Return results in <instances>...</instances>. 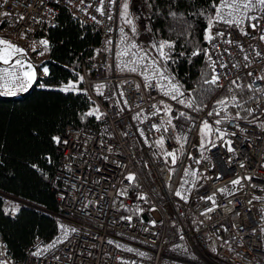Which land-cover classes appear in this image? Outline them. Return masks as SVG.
Listing matches in <instances>:
<instances>
[{"label": "built area", "instance_id": "2783aa9c", "mask_svg": "<svg viewBox=\"0 0 264 264\" xmlns=\"http://www.w3.org/2000/svg\"><path fill=\"white\" fill-rule=\"evenodd\" d=\"M118 3L0 0V28L7 34L30 41L45 37L66 9L100 36L92 64L82 66L84 90L100 119L65 127L57 144L59 166L49 178L58 206L57 233L52 240L38 237L20 260L8 257L0 233V264H264L262 98L250 106L261 113L253 122L221 117L214 101L198 112L171 99L165 95L168 80L153 76L151 61L180 84L152 47L159 44L151 27L145 39L118 40ZM212 35L206 55L212 76H219L217 95L245 78L263 93L264 20L255 29L247 22L215 24ZM131 43L138 46L133 53L151 48L136 72L128 69L138 57L120 55ZM205 121L212 129L207 134ZM169 153H175V162ZM130 175L134 180L127 179ZM236 180L233 191L219 193Z\"/></svg>", "mask_w": 264, "mask_h": 264}, {"label": "trees", "instance_id": "16d2710c", "mask_svg": "<svg viewBox=\"0 0 264 264\" xmlns=\"http://www.w3.org/2000/svg\"><path fill=\"white\" fill-rule=\"evenodd\" d=\"M148 5L158 42L174 45L171 50L165 48L169 54L166 61L184 90L186 105L192 102L189 109L203 112L211 101L222 108L218 101L225 100L227 111L222 108L221 117L255 121L261 113L249 111L250 106L262 98L264 109V92L249 88V79L218 95L214 85L204 82L212 77L205 38L206 16H214L211 0H148ZM201 9L207 10L204 15L199 14ZM170 12H175L176 18ZM46 39L50 56L38 68L47 67L48 73L38 75L27 93L0 95V233L13 260L22 259L38 237L52 240L58 230V206L49 178L60 154L52 137H61L68 124L86 127L100 119L80 79L83 64L93 62L99 34L63 9L59 25L49 29ZM130 42L137 38L130 37ZM69 84L75 89L61 91ZM233 97L242 107L236 106Z\"/></svg>", "mask_w": 264, "mask_h": 264}, {"label": "snow or ice", "instance_id": "6c2138e0", "mask_svg": "<svg viewBox=\"0 0 264 264\" xmlns=\"http://www.w3.org/2000/svg\"><path fill=\"white\" fill-rule=\"evenodd\" d=\"M114 2V0H113ZM211 7L214 12V16L208 15L206 16V19L208 20V27H207V35L206 39L211 42V40L214 38L212 35V27L215 24L224 23L226 25H236L240 26L244 24L245 22L248 23V26L252 29H255L259 27V23L261 20H264V0H211ZM101 13H103V8L97 9ZM123 10L125 16H127L128 12V4L124 3ZM206 9L199 10L200 15H204ZM173 18H176L177 14L175 12L169 13ZM129 24H131V20H127ZM123 31V30H121ZM132 31L135 32V27L132 28ZM247 35V33H244ZM216 35L223 36V32H217ZM261 39H264V36L260 37ZM127 40V37L122 40V43H124ZM227 43H231V41H226ZM41 44L45 47L48 46L47 40H42ZM138 46L135 43L127 44L126 48L120 52L121 56H137L138 59H134L131 61V63L134 65L133 67L129 68V71L136 72L137 68L135 65H138L141 62H144L147 59V53H143L142 55L139 53H133L131 50L136 49ZM152 47L157 48V51L159 52V56L163 58L164 60H167L169 58L168 52H165V48H168L171 50L174 45L172 43H169L168 41H164L159 43L157 46L156 44H153ZM24 50L16 45L11 44L10 42L0 39V62H2L5 65H8L7 68L0 69V95H8V96H15L17 94V91H27L28 88L31 87L32 83L36 80V72H35V66H33L31 63H25L18 59L14 58L19 55L23 54ZM198 53H193V55H196ZM259 55V53H257ZM247 59V57H245ZM157 61L153 59L151 61V67L153 69V76H160L164 80H168V91L165 92V95H170L171 99L177 100L179 103H185V100L179 99V97H183L185 94L180 91V85L174 84L171 82V78L166 76L163 71H160L157 65ZM214 65V62H213ZM18 66V68H17ZM224 65H222L223 67ZM127 68L128 66L125 65ZM149 65L145 64V69H147ZM43 73H48V68H43ZM251 75V74H250ZM83 79L82 77L80 78ZM149 77L145 75V80H148ZM260 79H264V77H260ZM219 80V76L217 74H214L210 80H205L204 82L206 84H212L217 85ZM235 83V81H233ZM42 86V85H41ZM75 85L69 84L68 86L61 89V91H69L75 89ZM251 88V85L248 86ZM259 91L264 92V89H260ZM233 102L236 104L237 107H242L238 102H236V98L233 97ZM218 104H220L223 108V110L226 112L227 108L224 107L227 104V101L220 100L218 101ZM187 107L191 108L193 107L192 102H187ZM165 108L168 109L169 115L171 114L170 106L165 105ZM251 111V110H249ZM93 113H89V115H92ZM212 113H210L211 115ZM181 116L184 115V113H180ZM216 115H219V112H216ZM238 118V117H237ZM168 123H171L169 120ZM216 124H219L220 121H215ZM264 126V125H262ZM167 130V129H165ZM204 131L205 133H209L212 131L211 126L207 123V121L204 122ZM217 131H219L217 129ZM53 141L57 144H59L60 137L54 136L52 137ZM66 143V141H65ZM160 143L162 144L163 141L161 140ZM211 143V141H209ZM229 151H232L231 148H229ZM168 155L173 157V162H175V153H169ZM50 159V158H49ZM128 180L132 181L134 180V176L130 175L127 177ZM250 179V178H249ZM234 184L240 183L239 180L233 181ZM221 191H226L225 189H221ZM177 195H180V193H177ZM64 228L65 233L69 231L67 226H61ZM71 231H75L74 228L70 229ZM131 251V249H129ZM141 255H143L141 253Z\"/></svg>", "mask_w": 264, "mask_h": 264}, {"label": "rangeland", "instance_id": "374dc122", "mask_svg": "<svg viewBox=\"0 0 264 264\" xmlns=\"http://www.w3.org/2000/svg\"><path fill=\"white\" fill-rule=\"evenodd\" d=\"M124 3L128 4V12L127 16L124 14L123 5ZM148 4L146 0H119L118 3V34L117 38L118 40H123V36L129 35V37L137 36L139 35L141 38H147L148 35V29H149V23H148ZM127 20H131V24L127 22ZM135 27V32L132 31V28ZM123 30V31H121ZM0 39H4L8 42H10L13 45H16L24 50L23 54L17 55L15 59H18L25 63H31L33 66H35V72L36 77L38 75H46L43 73L42 70H39L38 65L42 64L44 61L49 59L50 53H49V42L48 46L45 47L41 44L42 40H47L45 37L38 38L34 41L26 40L23 37H17L10 34H7L6 32L0 30ZM159 44V42H158ZM3 64L2 62H0ZM18 68V66H17ZM37 79V78H36ZM36 80L32 83L31 87L34 86ZM30 87V88H31ZM27 91H24V93H27ZM8 96V95H5ZM235 184L233 182L229 183L227 187L223 188L226 191H219V193L224 196L229 194L231 191L234 190Z\"/></svg>", "mask_w": 264, "mask_h": 264}, {"label": "bare ground", "instance_id": "6f19581e", "mask_svg": "<svg viewBox=\"0 0 264 264\" xmlns=\"http://www.w3.org/2000/svg\"><path fill=\"white\" fill-rule=\"evenodd\" d=\"M146 2L148 3V0H146ZM147 16H148V18H150V11H148V14H147ZM148 23H149V26L151 27V31H153V34H155V31H154V28L152 27V25H151V23L148 21ZM100 42V41H99ZM150 51H151V48L150 47H145L142 51H140V52H138L139 54H143V53H147V57H148V55H149V53H150ZM58 166H59V163H58ZM58 166H57V168H58ZM57 168H56V170H57ZM56 170H55V172H54V174L56 173ZM53 174V175H54ZM52 175V176H53ZM51 176V177H52Z\"/></svg>", "mask_w": 264, "mask_h": 264}, {"label": "crops", "instance_id": "0c3cea01", "mask_svg": "<svg viewBox=\"0 0 264 264\" xmlns=\"http://www.w3.org/2000/svg\"><path fill=\"white\" fill-rule=\"evenodd\" d=\"M22 92H24V91H20V90H18V91H17V94H18V93H22Z\"/></svg>", "mask_w": 264, "mask_h": 264}]
</instances>
